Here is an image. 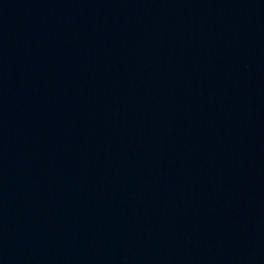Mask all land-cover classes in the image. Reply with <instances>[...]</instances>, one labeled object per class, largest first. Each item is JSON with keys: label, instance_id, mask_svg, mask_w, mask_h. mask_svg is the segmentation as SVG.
I'll return each instance as SVG.
<instances>
[{"label": "water", "instance_id": "95a60500", "mask_svg": "<svg viewBox=\"0 0 264 264\" xmlns=\"http://www.w3.org/2000/svg\"><path fill=\"white\" fill-rule=\"evenodd\" d=\"M0 264H264V0H0Z\"/></svg>", "mask_w": 264, "mask_h": 264}]
</instances>
